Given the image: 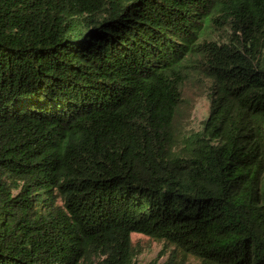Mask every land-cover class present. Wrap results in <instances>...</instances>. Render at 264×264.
I'll use <instances>...</instances> for the list:
<instances>
[{
  "label": "trees",
  "instance_id": "16d2710c",
  "mask_svg": "<svg viewBox=\"0 0 264 264\" xmlns=\"http://www.w3.org/2000/svg\"><path fill=\"white\" fill-rule=\"evenodd\" d=\"M134 233L264 264V0H0V264H134Z\"/></svg>",
  "mask_w": 264,
  "mask_h": 264
},
{
  "label": "rangeland",
  "instance_id": "374dc122",
  "mask_svg": "<svg viewBox=\"0 0 264 264\" xmlns=\"http://www.w3.org/2000/svg\"><path fill=\"white\" fill-rule=\"evenodd\" d=\"M211 82L206 79L202 82H187L185 91L192 100V106L184 121V131H198L203 126V121L209 115L210 99L208 96ZM133 239L138 255L134 264H165L170 260L172 264H201L200 259L185 253L174 245L163 242L151 241L143 234L134 233ZM96 257L84 264H95Z\"/></svg>",
  "mask_w": 264,
  "mask_h": 264
}]
</instances>
